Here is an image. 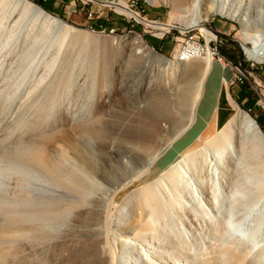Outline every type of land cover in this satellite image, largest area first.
<instances>
[{"label": "rangeland", "instance_id": "rangeland-1", "mask_svg": "<svg viewBox=\"0 0 264 264\" xmlns=\"http://www.w3.org/2000/svg\"><path fill=\"white\" fill-rule=\"evenodd\" d=\"M127 1L48 0V13L75 27L65 39L41 19L30 14L21 18L9 5L0 9V264H110L102 248V224L94 214L102 212L118 185L129 180L137 160L148 154L125 141L126 130L138 110L161 96L169 106L158 121L159 144L187 121L188 106L177 103L183 86L177 68L184 64L168 65L154 55L173 59L176 43L171 36L160 39L147 33L140 22H128L109 4ZM137 1L142 17L163 24L188 26L194 17L192 0ZM89 11L96 12L92 19L86 18ZM200 16V24L212 31L211 18L231 24V41L243 43L241 33L246 32L257 34L252 46L264 47V0H205ZM104 62L108 66L102 72ZM262 74L264 66L253 78L264 85ZM239 109L256 121L261 140L242 131L245 147L236 140L233 152L217 157L211 147L202 148L206 137L220 129L190 146L187 130L143 178L119 193L116 206L158 180L186 151L201 150L186 170L208 211L184 183L172 187L164 180L160 197L165 211L156 238L143 230L142 243L114 217L109 238L119 264H124L125 253L128 263L142 260L124 249V239L140 243L143 258L153 256L155 264H264V183L251 172L255 160L264 167V127L256 120L261 115L264 122V97L260 105H234L231 116ZM93 115L98 120L91 123ZM245 148L254 151L252 159L243 153ZM81 174L102 181V188L83 204L82 192L73 184ZM42 175L65 189L50 211L40 199ZM216 184L213 200L211 187ZM92 246L97 253H91Z\"/></svg>", "mask_w": 264, "mask_h": 264}, {"label": "bare ground", "instance_id": "bare-ground-1", "mask_svg": "<svg viewBox=\"0 0 264 264\" xmlns=\"http://www.w3.org/2000/svg\"><path fill=\"white\" fill-rule=\"evenodd\" d=\"M204 1L205 0H192L191 7L194 17L191 19L189 24L199 26L201 32L208 40L210 36L208 30L200 26V22L202 21L200 12ZM6 5L11 6L13 11H18V15L21 18L30 14L34 18L41 19L47 29L53 28L57 32H62V39H65L72 30H75V27L70 26L59 17L44 11L29 0H0V9L4 8ZM126 7V3L119 2L117 9L127 16L133 15L138 21H144L136 13L128 11ZM218 10H221L222 14H225L226 12L224 9L217 8L216 11ZM144 23L154 28L159 27L162 29H167L169 26V24H155L154 22L150 21H144ZM261 34L263 35V37L260 35V38H262L261 41L264 42V32ZM241 35L244 39L242 45L243 50L247 56H257L258 51L262 52L264 55V47L252 46L253 41L256 40L255 38H257V34H247L246 32H242ZM133 38L135 39L134 42H139V36H135ZM154 55L158 60L168 65L175 66L179 65L180 63L184 64V66L180 69L177 68L179 71V76L181 77L179 80L183 81V86L178 91L177 103L181 105V107L186 105L188 106V116H186L187 121L182 123L183 125L181 128L171 138L165 139L159 144V142L156 141L159 135L158 121L162 112H165V110L167 111L169 106V102H165L166 100H163L162 98L164 96H161V98L157 99L156 101L154 100V102H152L147 108L138 110V115L135 118L134 125L130 126L126 130L125 141L129 139L128 144L133 146L136 145L138 149H141L148 154L145 158L137 160L136 168L129 175V180L118 185L119 189L114 190L111 198H109V200L105 203L102 212L94 214V220L102 224L101 234H103L105 237L102 240V248L109 255L111 261L110 264H119L115 247L111 244L109 238V231L115 222L114 217L118 222L117 224L123 223L124 228L132 230L135 237L140 238L142 243L144 242L143 230H145L150 235V239L156 238L158 222L165 211L164 204L162 203L160 197L164 180H166L172 187H176L180 183H184L188 190L193 193L201 208L206 212L208 211V205L205 203L200 190L196 187L195 182L192 180L188 174V171L186 170L189 165L193 164L195 161L196 154L201 151H196L193 149L186 151L181 157H179L178 160L171 163L161 174L158 180L142 187L139 191L132 193L119 206L115 205L119 193L128 186L132 185L135 181L143 178L149 172L151 166L157 161V159L161 157V155L169 147H171L173 142L179 139L192 125L195 119L196 107L202 94L204 81L211 61V58L208 57L207 53H191V55L177 56L176 52L173 59L163 57L157 53ZM107 66L108 63H102V72L106 71ZM94 120L97 121L98 117L93 115L88 119V121L91 123H93ZM236 127L240 129V132L236 131ZM242 131L249 133L260 140L262 139L261 132L256 121L251 118L247 112L239 109L234 115H232L227 124L217 132V134L208 138L206 137V139L203 141L205 146L202 148V151H206L207 148L211 147L215 151L217 157H221L225 152H233L235 150L236 140H238L244 148L246 144L240 135ZM243 153L252 159V154L254 151L245 148ZM80 162L85 164L87 160H80ZM251 164L256 167L251 171L252 174L255 175L254 177L258 180V182H260V184L264 183V167L256 160ZM76 167L84 171L80 165L76 164ZM41 179L43 180L44 184L42 186L40 184V192L42 193V197H40V199L43 200V206L45 207L44 209L50 211V204L56 203L59 199L64 198L65 189L56 182H50V178L46 175H42ZM104 180L106 179H103V181ZM73 184L75 188L82 192L80 196L81 204L85 203L86 200L93 195V193L102 188V181L93 179L86 174H81L76 177L73 180ZM216 185L215 188L211 187L213 200L217 198L216 192L219 189V186ZM133 197V202H129V199ZM128 204H130L129 208L126 212H123V207L127 206ZM47 218L48 217L45 216L40 220ZM122 246H124V249H127V251L128 249L132 251L136 258L139 256L142 257L141 263L138 264H155L153 261V256H149L148 258V255H146L145 258H143L141 254L142 248L140 243L129 239H124ZM91 253H97L95 246H92ZM125 255L126 257L123 256L122 259L120 258L122 263L136 264L132 262L128 263L129 253H125ZM227 255L232 256V254ZM135 257L133 258L134 260L136 259Z\"/></svg>", "mask_w": 264, "mask_h": 264}, {"label": "crops", "instance_id": "crops-1", "mask_svg": "<svg viewBox=\"0 0 264 264\" xmlns=\"http://www.w3.org/2000/svg\"><path fill=\"white\" fill-rule=\"evenodd\" d=\"M209 26L218 35L219 50L222 55L228 58V55L235 56L234 50L238 48L226 44L231 40L232 25L222 21L220 18H211ZM225 36L223 37H219ZM160 46L163 43L160 42ZM229 50L227 54L220 48ZM177 52V51H176ZM175 52V53H176ZM237 61V58H235ZM256 72V71H254ZM233 69L231 66L220 62L217 59L210 61L209 69L203 85L202 94L197 104L195 111V119L187 129L188 145L196 143V141L203 135L215 133L218 129H222L231 116V111L234 105H257L251 89L245 88L233 82ZM264 79V75H260ZM250 111V108H248ZM260 121L263 120L261 115Z\"/></svg>", "mask_w": 264, "mask_h": 264}, {"label": "built area", "instance_id": "built-area-1", "mask_svg": "<svg viewBox=\"0 0 264 264\" xmlns=\"http://www.w3.org/2000/svg\"><path fill=\"white\" fill-rule=\"evenodd\" d=\"M91 1L92 0H85V2L83 3L86 4V2ZM109 4L118 6V3L115 2H111ZM126 4L127 10L136 13L142 20L154 22L155 24H163L158 20H149L145 17H142L141 13H143L144 10H136L138 5L137 0H128ZM95 13L96 12L92 11L87 12L86 18L92 19ZM123 15L128 19V22L136 21L142 23L145 27V31L152 34L153 36L159 37L160 39H163L166 36H171V40L174 41L177 45V56L191 55V53H207L208 57H210L211 60L217 59L220 62L231 66L234 73L233 82L241 86H247L248 89H251L252 92H254L258 96L257 105L263 103V81H256V79L253 78V72L256 70H262L264 66V55L262 52L258 51L257 56L253 55L249 57L243 50V43L236 40L234 42H239V49H241L242 53H240L239 51L241 58L233 62L221 54L218 46V35L216 34V32L210 29L206 28L208 30V33L210 34L209 39L207 40L201 32L199 26H195L193 24L183 27L177 24H169L167 29H162L159 27L154 28L150 25H146L144 21L141 22L136 20L133 15ZM200 26L204 27L202 24H200Z\"/></svg>", "mask_w": 264, "mask_h": 264}, {"label": "trees", "instance_id": "trees-1", "mask_svg": "<svg viewBox=\"0 0 264 264\" xmlns=\"http://www.w3.org/2000/svg\"><path fill=\"white\" fill-rule=\"evenodd\" d=\"M47 1H48V0H34V2H35L36 5L42 7L45 11L50 12L49 8H47V4H48ZM219 37H223V38H225V36H221V35H219ZM226 44H229V45H231L232 47H234V45H235V47H237V48L239 49V45L237 44V42H234V41H231V40H230V41L227 42ZM220 48H221L222 51H224L226 54H227V52L229 51V50H225V49L222 48V47H220ZM157 50L160 51L159 48H158ZM234 52H235V54H236V57H235L234 55H232V54H230V55L227 54V55H228V59L231 60V61H233V62L236 61L235 58H237V59H240V58H241V55H240L239 53H237V50H236V49L234 50ZM256 120H257L258 124H260L261 126L264 127V122H263V121H260L259 117H257Z\"/></svg>", "mask_w": 264, "mask_h": 264}, {"label": "water", "instance_id": "water-1", "mask_svg": "<svg viewBox=\"0 0 264 264\" xmlns=\"http://www.w3.org/2000/svg\"><path fill=\"white\" fill-rule=\"evenodd\" d=\"M36 5V4H35ZM38 6V5H37ZM38 7H40V6H38ZM41 9H43L42 7H40ZM44 10V9H43ZM45 11V10H44ZM155 52H157V50H154ZM158 53V52H157Z\"/></svg>", "mask_w": 264, "mask_h": 264}]
</instances>
